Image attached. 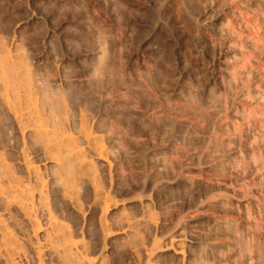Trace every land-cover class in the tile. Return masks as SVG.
<instances>
[{
  "label": "rangeland",
  "instance_id": "obj_1",
  "mask_svg": "<svg viewBox=\"0 0 264 264\" xmlns=\"http://www.w3.org/2000/svg\"><path fill=\"white\" fill-rule=\"evenodd\" d=\"M9 1L0 0L5 40L29 6V0ZM42 1L55 20L71 18L73 51L95 45L113 69L108 93L118 98L122 119L118 188L134 183L119 199L147 201L158 224L154 246L197 225L193 264H264V0ZM215 10L229 33L205 26L203 11L214 17ZM135 15L151 23L140 24ZM47 29V22L36 23L30 41L19 38L31 65L44 53L38 38ZM151 34L156 49L148 51ZM59 41L51 37L60 50ZM219 49L225 86L214 65ZM55 60L43 58L46 81L63 76ZM64 66L65 76L78 74L72 58ZM71 91L89 102L93 87L71 81ZM129 107L140 115L128 114ZM166 180L171 187L160 188ZM165 200L176 204L162 206Z\"/></svg>",
  "mask_w": 264,
  "mask_h": 264
},
{
  "label": "bare ground",
  "instance_id": "obj_2",
  "mask_svg": "<svg viewBox=\"0 0 264 264\" xmlns=\"http://www.w3.org/2000/svg\"><path fill=\"white\" fill-rule=\"evenodd\" d=\"M28 5L7 29V40L0 36V264H166L167 258L193 264L197 225L154 246L152 232L158 224L146 211L147 201L120 202L134 183L125 191L118 188L115 149H120L122 119L118 98L108 93L114 72L103 51L95 45L73 51L71 18L55 20L42 0H29ZM213 12L214 17L203 11L205 26L219 35L229 33L218 11ZM135 18L151 23L140 15ZM41 22L48 25L38 38L44 53L31 65L18 41H30L29 29ZM81 24L88 27L84 19ZM54 35L60 50L51 43ZM153 35L145 39L148 51L156 49ZM219 51L214 65L225 86L228 73ZM44 57L56 59L63 76L46 81ZM71 58L79 71L65 76L64 63ZM71 81L82 89L93 87L90 103L81 92L74 96ZM127 112L140 115L133 107ZM171 185L166 180L160 188ZM147 188L153 189L151 184Z\"/></svg>",
  "mask_w": 264,
  "mask_h": 264
}]
</instances>
